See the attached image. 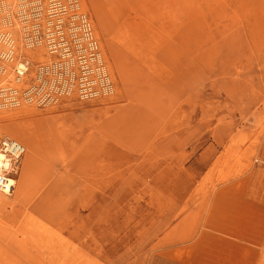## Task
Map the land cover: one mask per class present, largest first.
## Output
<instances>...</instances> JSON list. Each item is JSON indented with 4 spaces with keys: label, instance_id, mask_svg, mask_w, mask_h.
Wrapping results in <instances>:
<instances>
[{
    "label": "rangeland",
    "instance_id": "1",
    "mask_svg": "<svg viewBox=\"0 0 264 264\" xmlns=\"http://www.w3.org/2000/svg\"><path fill=\"white\" fill-rule=\"evenodd\" d=\"M50 2L0 0V32L13 41L1 91L20 96L55 61L44 42ZM78 2L114 93L0 109V136L18 126L37 147L0 197V264H127L170 187L185 205L189 175L199 180L213 160L218 180L263 174L253 148L264 138V0ZM18 62L28 68L20 82Z\"/></svg>",
    "mask_w": 264,
    "mask_h": 264
},
{
    "label": "crops",
    "instance_id": "2",
    "mask_svg": "<svg viewBox=\"0 0 264 264\" xmlns=\"http://www.w3.org/2000/svg\"><path fill=\"white\" fill-rule=\"evenodd\" d=\"M253 149L259 158L254 161L263 162L264 138ZM214 162L199 180L189 175L185 205L179 203L177 186L170 187L166 196L160 193L169 206L149 213L154 217L143 225L149 242L142 255L127 264H264V186L259 181H264V168L260 176L250 173L218 180L211 170Z\"/></svg>",
    "mask_w": 264,
    "mask_h": 264
},
{
    "label": "built area",
    "instance_id": "3",
    "mask_svg": "<svg viewBox=\"0 0 264 264\" xmlns=\"http://www.w3.org/2000/svg\"><path fill=\"white\" fill-rule=\"evenodd\" d=\"M50 3L53 8L47 12V20L45 17L44 42L56 59L50 65L37 68L34 83L21 91L20 96L15 87L6 88L4 92L0 90V109L17 107L21 101L46 106L70 94L88 101L114 93V84L89 15L80 9L78 0H51ZM41 14L36 12L35 16L44 17ZM1 46L6 50H0V58L11 59L13 41L8 32H0ZM23 75L17 74L16 82L22 81ZM0 152L9 163L0 175V186L4 187L9 179H14L24 148L10 137L0 136Z\"/></svg>",
    "mask_w": 264,
    "mask_h": 264
},
{
    "label": "bare ground",
    "instance_id": "4",
    "mask_svg": "<svg viewBox=\"0 0 264 264\" xmlns=\"http://www.w3.org/2000/svg\"><path fill=\"white\" fill-rule=\"evenodd\" d=\"M94 32H95V30H94ZM104 63H106V61ZM106 68L109 71V67H108L107 63H106ZM27 70H28V68H27L26 64H23L20 62H18L16 64V73L17 74L23 75L25 73V71H27ZM6 132L7 133H4V134L2 133V136H6V137L8 136L15 141L19 140L20 142L17 141V143H19V144L22 142L21 145L24 148V154L21 157L20 163L23 159L24 167L28 168L29 163L34 160V157L36 155L37 147H36L35 143L32 142V140L29 141L27 139V137L23 134V131L21 130V128L18 126H15ZM5 134H7V135H5ZM24 139H25V141H24ZM20 163H19V166H20ZM6 167L7 168L9 167V163L6 160V157L4 156V154L0 152V175H3L4 169ZM18 172H19V167L16 171L14 179H9V181L7 182L6 185H4V187L0 186V197L1 198H5L6 196H10L11 194H13L16 191L17 184H18V181H17Z\"/></svg>",
    "mask_w": 264,
    "mask_h": 264
}]
</instances>
